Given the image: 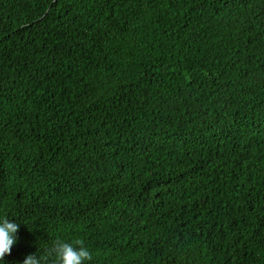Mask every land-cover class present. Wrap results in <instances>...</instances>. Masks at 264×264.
Returning <instances> with one entry per match:
<instances>
[{
  "label": "trees",
  "instance_id": "trees-1",
  "mask_svg": "<svg viewBox=\"0 0 264 264\" xmlns=\"http://www.w3.org/2000/svg\"><path fill=\"white\" fill-rule=\"evenodd\" d=\"M3 218L0 264H264V0H0Z\"/></svg>",
  "mask_w": 264,
  "mask_h": 264
},
{
  "label": "clouds",
  "instance_id": "clouds-1",
  "mask_svg": "<svg viewBox=\"0 0 264 264\" xmlns=\"http://www.w3.org/2000/svg\"><path fill=\"white\" fill-rule=\"evenodd\" d=\"M18 230L19 224L8 218L0 220V261L4 260L6 254H11L12 246L17 242ZM48 258H53L52 264H85L92 260V255L83 240L77 239L69 243L57 239L47 249V257L29 254L23 264H44Z\"/></svg>",
  "mask_w": 264,
  "mask_h": 264
}]
</instances>
